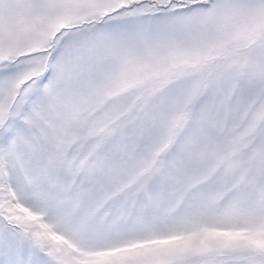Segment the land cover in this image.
Segmentation results:
<instances>
[{
	"label": "snow or ice",
	"instance_id": "snow-or-ice-1",
	"mask_svg": "<svg viewBox=\"0 0 264 264\" xmlns=\"http://www.w3.org/2000/svg\"><path fill=\"white\" fill-rule=\"evenodd\" d=\"M0 264H264V0H0Z\"/></svg>",
	"mask_w": 264,
	"mask_h": 264
}]
</instances>
